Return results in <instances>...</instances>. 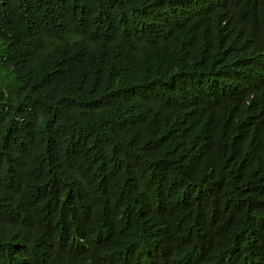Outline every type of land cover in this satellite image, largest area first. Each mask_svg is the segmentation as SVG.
Instances as JSON below:
<instances>
[{"label":"trees","instance_id":"trees-1","mask_svg":"<svg viewBox=\"0 0 264 264\" xmlns=\"http://www.w3.org/2000/svg\"><path fill=\"white\" fill-rule=\"evenodd\" d=\"M0 264H264V0H0Z\"/></svg>","mask_w":264,"mask_h":264},{"label":"bare ground","instance_id":"bare-ground-1","mask_svg":"<svg viewBox=\"0 0 264 264\" xmlns=\"http://www.w3.org/2000/svg\"><path fill=\"white\" fill-rule=\"evenodd\" d=\"M156 3V2H155ZM175 4V3H174ZM146 15V14H145ZM149 17V16H148ZM157 19H159L158 17H157ZM159 24V23H158ZM155 26V25H154ZM151 27V26H150ZM156 28V27H155ZM218 30V29H217ZM164 31V30H163ZM137 36V35H136ZM148 36V35H147ZM220 39V38H219ZM213 41V40H212ZM217 42V41H216ZM219 42V41H218ZM215 43V42H214ZM238 44V43H237ZM219 45V44H218ZM211 48V47H210ZM218 48V47H217ZM225 48V47H224ZM223 48V49H224ZM222 50V49H221ZM221 50H219V51H221ZM227 50H229L228 48H227ZM232 53V52H231ZM214 54V53H213ZM221 54H222V52H221ZM225 54V53H224ZM222 56V55H221ZM217 57V56H216ZM231 57V56H230ZM215 58V57H214ZM227 58V57H226Z\"/></svg>","mask_w":264,"mask_h":264}]
</instances>
